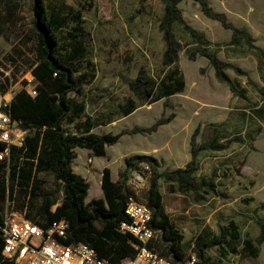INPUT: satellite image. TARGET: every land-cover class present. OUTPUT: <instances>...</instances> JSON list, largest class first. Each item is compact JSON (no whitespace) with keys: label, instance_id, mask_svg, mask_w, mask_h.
I'll use <instances>...</instances> for the list:
<instances>
[{"label":"rangeland","instance_id":"1","mask_svg":"<svg viewBox=\"0 0 264 264\" xmlns=\"http://www.w3.org/2000/svg\"><path fill=\"white\" fill-rule=\"evenodd\" d=\"M208 3L215 15H224L228 24L245 29L256 48L244 41L234 44L232 30L207 17L199 2L184 0L179 4L185 22L205 34L203 46L230 66L226 74L238 92L236 97L229 85L217 79L206 57L197 54L196 60L190 59L189 53L196 51L198 44L179 24L173 26L181 45L179 62L172 66L164 64L167 43L160 29L165 12L162 0H46L49 15L55 11L68 18L59 36L74 35L78 28V40L88 48L75 66L83 90L80 95H71L74 103L84 101L88 105L74 123L66 124L69 130L76 132L75 125L88 117L96 120L94 132L100 135L151 128L172 118L151 134L123 135L116 145L108 147L104 157L92 159L89 151L79 149L74 165L91 186L88 197L91 201L103 196L105 168H110L114 178L123 183L128 162L136 164L137 156L156 160L153 166L158 173L185 168L193 160L191 141L199 129L196 148L204 144L206 147L197 151L195 178L198 182L213 180L219 195H205L200 190L205 199L198 201L193 191L183 192L178 185L172 189L169 182L158 178L161 214L168 217L176 235L183 237L185 260L195 255L198 264H264V243L258 244L264 225V54L257 50H264V0H208ZM34 6L35 0H0L1 91L11 88L12 92L16 85L34 88L32 68L37 45ZM141 71L159 82H170V74H176L178 80L185 81V89L168 100L156 101L162 94L160 89L154 98L140 101L127 82L136 79ZM132 99L138 109L126 117L125 110ZM171 137L177 150L175 160L156 151L164 153ZM153 177L150 165L139 163L130 169L125 188L138 201L149 204ZM43 186L55 193L58 204L53 211H56L63 188L55 184L50 174L44 177ZM19 198L17 194L15 211ZM5 209L10 211L12 207L6 203ZM19 212L24 215L28 210ZM230 222L237 226L238 239L230 235V231L235 232ZM157 231L151 246L172 259L167 255V247L175 236L163 226H158ZM224 233L226 236L219 245L204 249L202 258L196 247L199 236L220 238ZM248 240L257 255L246 250Z\"/></svg>","mask_w":264,"mask_h":264},{"label":"trees","instance_id":"2","mask_svg":"<svg viewBox=\"0 0 264 264\" xmlns=\"http://www.w3.org/2000/svg\"><path fill=\"white\" fill-rule=\"evenodd\" d=\"M184 0H162L164 4V16L160 22V29L163 32L167 49L164 54V64L172 66L179 62V52L181 45L174 32V24L181 25L190 35L191 39L198 44L194 52L189 53L191 60H196L197 54L206 57L216 71L217 79L229 85L234 97L238 95L226 70L228 64L219 60L213 53L203 46L205 34L193 29L188 25L182 16L179 4ZM199 2L205 15L211 19L221 21L223 25L232 30V42L239 44L244 41L251 48L256 49L252 44L251 35L245 30L233 27L226 22L224 15H215L209 7L208 0H194ZM34 11L36 14L37 45L35 48L36 61L32 68L34 76V88L37 91L35 97L22 87L17 86L16 96L12 101L9 112L11 116L19 120L22 127L28 130L25 145L22 148L13 147L9 169L6 164H0V223L3 222V211L8 199L16 200L15 196L20 195L17 209L28 210L27 218L34 222L47 226L63 219L68 221V233L70 242L84 243L94 248L99 255L113 264H120L126 258L136 255L133 242L136 240L130 234H123L119 231L122 222L129 221L125 208L128 198L133 195L125 188V183L129 177V171L139 163L147 162L154 174L150 190V203L147 204L155 208L153 227L163 226L175 240L167 247V255L172 256V261H185V248L181 244L183 237L176 235L170 226L168 217L161 214L162 196L158 191V178H163L171 184L172 189L176 185L183 192L193 191L198 201L205 199L200 194V190L205 195L211 193L219 195L217 185L213 180H202L198 182L195 178L197 172L196 156L199 149L196 148L195 137L199 132L196 130L192 138L193 160L185 167L172 172L158 173L153 164L157 163L151 157L137 156L134 164L128 162L127 169L122 175V182L112 180L111 170L105 168L102 176V190L104 198L93 199L87 203L89 195V182L77 174L72 167L77 158L76 149H88L96 157H104L107 147L116 145L123 135L148 133L157 130L160 125L171 121L172 118L161 120L151 128H135L132 131H125L119 134L100 135L93 130L98 126L96 120L88 117L85 122L75 125L76 132L69 130L66 124L74 123L85 111V105L74 103L71 100L72 94L80 95L83 87L76 77V63L87 52L85 44L78 40L77 33L69 34L65 37L59 36L68 22L67 17H61L58 12L49 15L46 0H35ZM261 54L264 50L257 49ZM65 51V54H63ZM56 74V76H55ZM176 74H170V82L157 81L154 77L141 71L134 80H128L127 84L134 95L140 101L154 98L158 90L162 89L160 98L167 100L176 93H181L185 88V81L178 80ZM9 80L5 81V85ZM5 86L1 85L4 90ZM136 109V103L129 100V107L125 110V115H129ZM72 117V118H71ZM71 118V120H69ZM69 120V122H67ZM9 174V180L7 175ZM52 175L55 184L63 188V198L53 211V207L58 204L54 192H49L44 188V177ZM9 181V182H8ZM153 209V208H152ZM160 218V220H159ZM230 231L233 238L238 239L237 226L230 222ZM227 233V231H225ZM225 233L219 238H213L206 234H201L196 241V247L200 250L203 258L205 248L219 245L220 239L225 238ZM264 243V225H261V235L258 244ZM5 241L0 230V264L3 262V250ZM245 248L252 255H257V250L253 243L248 240Z\"/></svg>","mask_w":264,"mask_h":264},{"label":"built area","instance_id":"3","mask_svg":"<svg viewBox=\"0 0 264 264\" xmlns=\"http://www.w3.org/2000/svg\"><path fill=\"white\" fill-rule=\"evenodd\" d=\"M14 87L17 88V85ZM22 87L31 97L37 95L36 89ZM10 90H0V164H6L8 169L12 148H22L28 135V130L9 112L16 96V89ZM6 203L11 205L12 210L4 208L3 222L0 223L5 241L2 253L5 264H113L103 259L94 248L84 243L70 242L69 224L65 219L42 226L27 218V214L15 211V200L8 199ZM125 213L129 221L122 222L119 231L135 238L133 246L136 255L122 260L120 264H198L195 255L183 262H174L151 246L158 232L153 227L154 211L138 201L134 194L128 198Z\"/></svg>","mask_w":264,"mask_h":264},{"label":"crops","instance_id":"4","mask_svg":"<svg viewBox=\"0 0 264 264\" xmlns=\"http://www.w3.org/2000/svg\"><path fill=\"white\" fill-rule=\"evenodd\" d=\"M185 89V88H184ZM176 94H178V93H176ZM176 94H174V95H172L170 98H172L173 96H175ZM162 99H167V98H162ZM161 99V100H162ZM133 100V99H132ZM134 101V100H133ZM79 104H82V105H85V110H86V108H87V105H88V103L87 102H81V103H79ZM138 109V107L136 106V109H134V111L132 112V113H130L129 115H131V114H133V113H135L136 112V110ZM129 115H125L126 117L127 116H129ZM111 124H114V122L113 121H111L110 122ZM167 126V125H166ZM165 126V127H166ZM67 127V126H66ZM95 130V129H94ZM93 130V131H94ZM173 142L174 141H172V137L167 141V143H168V145L166 146L165 145V151H164V153H162V152H160V150H156L157 151V153L158 154H161V155H165V156H168L169 158H172L173 160H175L176 158H177V155H176V148H175V146H173ZM110 147V146H109ZM82 150L81 148H77L76 149V153H77V150ZM107 149H108V147H107ZM190 149V148H189ZM84 150H86V151H89V153H91V155H92V159H94V158H98V157H96V156H94L93 155V153H92V151H90V150H88V149H84ZM150 152V151H149ZM144 154H146V153H144ZM77 159V158H76ZM75 159V160H76ZM74 160V161H75ZM75 163L73 162V164H72V167H73V170L77 173V174H79V175H81L82 177H84L85 178V176H84V174H82V172H79V171H77L76 169H75V165H74ZM110 169V168H109ZM178 169H180V168H178ZM111 170V169H110ZM175 170H177V169H175ZM111 175H112V180L114 181V182H118L115 178H114V176H113V172H112V170H111ZM217 188H218V185H217ZM219 191V190H218ZM88 197H89V195H88ZM88 197H87V199H86V202L87 203H89V202H91L93 199H101V198H104V193H103V196H99V197H97V198H93L91 201H88Z\"/></svg>","mask_w":264,"mask_h":264}]
</instances>
